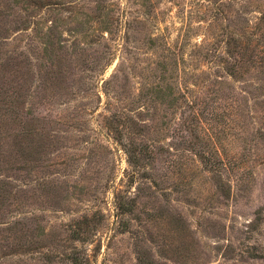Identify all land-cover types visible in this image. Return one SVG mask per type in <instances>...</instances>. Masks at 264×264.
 I'll list each match as a JSON object with an SVG mask.
<instances>
[{
    "label": "rangeland",
    "instance_id": "rangeland-1",
    "mask_svg": "<svg viewBox=\"0 0 264 264\" xmlns=\"http://www.w3.org/2000/svg\"><path fill=\"white\" fill-rule=\"evenodd\" d=\"M263 17L0 0V264H264Z\"/></svg>",
    "mask_w": 264,
    "mask_h": 264
},
{
    "label": "trees",
    "instance_id": "trees-1",
    "mask_svg": "<svg viewBox=\"0 0 264 264\" xmlns=\"http://www.w3.org/2000/svg\"><path fill=\"white\" fill-rule=\"evenodd\" d=\"M261 20H264V17L261 18ZM245 31L246 30H243V32H245ZM239 40H240V36H238L236 34L230 35L229 38L226 40V45H227V49H228L227 54L229 55L230 58H233L234 54L237 55V53H239V52H237L238 50H235V49L240 48V45L242 44ZM236 69H237L236 65H230V66L226 67V72L229 76L233 77L236 75ZM129 159L131 162L136 161V159L135 158L132 159L131 156H129Z\"/></svg>",
    "mask_w": 264,
    "mask_h": 264
}]
</instances>
